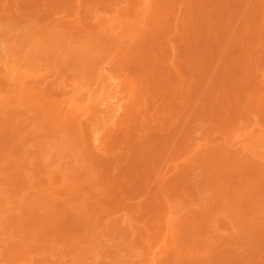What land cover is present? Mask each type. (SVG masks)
Listing matches in <instances>:
<instances>
[{
	"label": "rangeland",
	"instance_id": "1",
	"mask_svg": "<svg viewBox=\"0 0 264 264\" xmlns=\"http://www.w3.org/2000/svg\"><path fill=\"white\" fill-rule=\"evenodd\" d=\"M0 264H264V0H0Z\"/></svg>",
	"mask_w": 264,
	"mask_h": 264
}]
</instances>
